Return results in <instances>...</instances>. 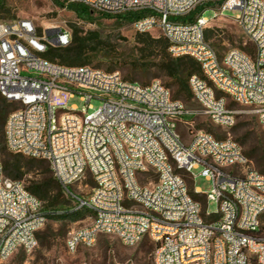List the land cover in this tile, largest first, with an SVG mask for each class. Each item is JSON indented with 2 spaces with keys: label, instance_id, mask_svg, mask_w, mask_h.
<instances>
[{
  "label": "built area",
  "instance_id": "1",
  "mask_svg": "<svg viewBox=\"0 0 264 264\" xmlns=\"http://www.w3.org/2000/svg\"><path fill=\"white\" fill-rule=\"evenodd\" d=\"M59 1L109 16L143 14L133 23L136 33L161 31L173 58H192L201 68L190 78L199 108L188 110L160 82L143 86L118 72L45 59L51 47L70 45L68 29L50 37L31 20L0 23V95L18 106L5 124L7 148L49 163L65 197L93 213L88 226L69 233L67 251L113 236L127 248L150 240L153 264H264V174L232 138L218 140L184 121L202 115L230 130L250 114L264 135V0ZM228 12L236 13L231 19L246 43L220 56L206 31ZM76 96L88 104L81 112L68 109ZM93 100L102 106L90 114ZM197 169L212 186L207 194L194 186L204 204L183 175L194 183ZM88 177L94 187L80 199L71 187L81 191ZM209 202L217 213H208ZM46 223L43 202L6 176L0 157V264L37 249Z\"/></svg>",
  "mask_w": 264,
  "mask_h": 264
},
{
  "label": "rangeland",
  "instance_id": "2",
  "mask_svg": "<svg viewBox=\"0 0 264 264\" xmlns=\"http://www.w3.org/2000/svg\"><path fill=\"white\" fill-rule=\"evenodd\" d=\"M2 10L0 12V22H11L20 19L31 20L37 27L40 35L48 34L53 37V31L57 28H65L73 32L74 27H78L86 35L89 32L96 31L109 43L116 58L124 61L122 64H116V61L95 60L89 67L99 68L107 72V69L114 67V72H118L125 79L129 74L128 69L133 64H147L149 69L146 72L138 73L133 76L139 84L149 86L154 82H160L166 88L171 83L170 79L165 77L156 66L159 59H156L157 52H154L144 44L140 43L138 33L133 28V24L118 21L117 19H108L99 13H94L92 19L82 20L68 9L69 6L64 5L59 0H0ZM63 7H62V6ZM215 12L208 10L205 17L209 20L213 19ZM235 12L226 13V17H222L214 22L206 31V37L210 35V42L216 48L220 56H223L230 49H244L246 40L243 37L239 27L236 25L232 17ZM151 38L155 40L163 39L161 31H153L149 33ZM253 50L252 45H248L247 49ZM102 66V67H99ZM174 96L175 89L168 88ZM188 110H196L199 108L196 102H183ZM88 104L81 100V96H76L68 102V109L77 107L81 112ZM93 110H88L91 114L102 106L99 100L91 102ZM194 122V130H204L208 133L210 128L213 130L212 135L222 139L232 138L239 143L244 139L248 131L256 128L260 132V127L250 114H242L239 117L237 125L227 130L224 127L214 125L205 116L196 118L186 117L184 121ZM247 124V125H246ZM179 132L182 134L186 142L190 141L188 128L185 124H180ZM253 167L258 171L255 165ZM196 179L193 183L191 176L187 173L188 184L190 190L199 188L202 193H209L212 189L211 183L205 177L200 176L201 169L193 171ZM39 175L35 173L27 174L23 177L22 182L25 187L33 185ZM83 188L79 191V184L71 190L79 192L80 199H87L94 187V181L88 177L83 181ZM191 190V191H192ZM56 192H52L51 196H56ZM202 203H205L203 197ZM69 206H76L74 200L69 201ZM218 204L209 202L207 211L210 214L217 213ZM92 221V216H87L77 222H53L48 220L45 226L40 230L39 234L42 239L38 238L39 246L33 252L18 251L9 261L4 264H153L154 244L145 239L142 243L134 248L125 247L121 241L113 236H100L97 244L92 248H81L76 253H69L66 248V241L69 233L88 226Z\"/></svg>",
  "mask_w": 264,
  "mask_h": 264
},
{
  "label": "trees",
  "instance_id": "3",
  "mask_svg": "<svg viewBox=\"0 0 264 264\" xmlns=\"http://www.w3.org/2000/svg\"><path fill=\"white\" fill-rule=\"evenodd\" d=\"M1 7L0 5V12L2 10ZM68 9L82 20L92 19L95 13L81 5H71ZM202 10L203 8L197 9L189 21H194L195 16ZM101 15L108 19H117L118 21L133 24L143 14L129 13L122 16ZM138 37L141 44L157 52L155 55L156 59H159V62H157L156 66L165 77L170 79L171 83L168 84V88L175 89L173 99L186 103L191 102L193 96L190 88V78L193 75H201L199 64L189 57L173 58L168 52V42L165 38L155 40L149 34L139 33ZM207 40L210 41V35L207 36ZM247 50L251 51L249 48ZM113 52L109 43L98 32L93 31L84 35L83 31L78 27H74L72 41L69 46L60 48L51 47L43 57L53 63L66 67L89 66L98 59L101 61H116L118 65L122 64L124 61L116 58ZM148 69L147 64L135 63L128 69L129 74L124 80L138 83L133 76L146 72ZM107 72L113 73L114 67L108 68ZM17 108L16 104L9 102L0 95V157L6 176L22 182L23 177L27 174L35 173L39 175V179L33 185L27 187V190L43 202L44 214L47 221L77 222L87 216H93V213L88 209H76V206H69V201L71 200L65 197L60 185L53 177L49 163L14 154L8 150L5 141V124L10 113ZM260 130V132L256 128L249 130L245 138L239 140V143H237L243 148L246 156L253 162L258 171L264 174V135L261 127ZM210 132V134L213 132L211 128ZM217 139L224 140L219 136H217ZM184 178L188 180L187 174H184ZM52 192H56V196H51ZM191 194L202 202L203 196L195 195L193 190ZM37 236L39 239H42L39 233Z\"/></svg>",
  "mask_w": 264,
  "mask_h": 264
}]
</instances>
